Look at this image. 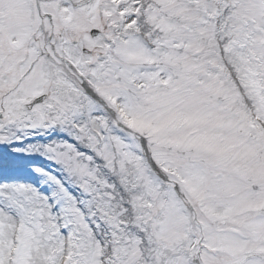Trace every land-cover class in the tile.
Here are the masks:
<instances>
[{
    "label": "snow or ice",
    "instance_id": "1",
    "mask_svg": "<svg viewBox=\"0 0 264 264\" xmlns=\"http://www.w3.org/2000/svg\"><path fill=\"white\" fill-rule=\"evenodd\" d=\"M0 264H264V0H0Z\"/></svg>",
    "mask_w": 264,
    "mask_h": 264
}]
</instances>
